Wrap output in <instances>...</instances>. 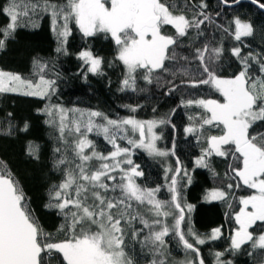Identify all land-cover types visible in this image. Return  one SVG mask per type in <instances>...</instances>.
I'll list each match as a JSON object with an SVG mask.
<instances>
[{
	"label": "snow or ice",
	"instance_id": "6c2138e0",
	"mask_svg": "<svg viewBox=\"0 0 264 264\" xmlns=\"http://www.w3.org/2000/svg\"><path fill=\"white\" fill-rule=\"evenodd\" d=\"M106 2L107 0H65V3L57 4L52 0H5L0 6V14L7 16L9 23L0 27V36L3 37L0 38V49L5 47L6 40L12 38L15 30L21 26L22 18H28L30 13H50L52 28L58 40H66L70 34V21H74L84 37L98 32L110 34L117 46L116 59L127 69L121 90L129 87L134 90V73L142 70L145 73L144 80L151 83L153 73L156 70L163 71L165 62L175 59L174 52L171 56L168 54L170 47L175 48L179 39L185 37L190 29H195L197 36H202L201 26L206 21L213 20L210 15L205 14V0L191 6V19L184 14H174L161 0H111L110 7H106ZM221 2L227 7L232 6L229 0ZM239 2L240 0H234L236 4ZM249 2L264 11V2L261 0ZM216 15L218 17L220 13ZM60 20H63L62 31L59 30ZM164 26H171L175 30L174 35L164 34ZM231 26H234V31ZM231 26L217 27L231 35L236 42L253 35L251 23L244 22L239 17L233 18ZM56 51L59 53L64 49L60 46ZM223 51L222 44L210 47L205 43L203 47L193 49L191 60L184 57L189 63H196V70L201 73L200 78L188 81L189 86L211 85L223 98V102L215 99L182 101L185 106L195 104L205 110V115L200 118L201 129L204 125H222L223 134L206 139L207 147L201 150L195 166L210 168L209 157H225L229 154L234 160L240 161L239 167L230 165L232 179L238 182L235 185L229 182L226 187L213 189L206 193L205 198L209 201H226L230 191L241 185L253 190L251 195L240 198L242 206L234 217L238 227L230 235L227 251L234 252L248 242L252 243L253 249H264V233L254 236L249 231L257 221H264V134L252 136L249 133L256 121L264 120V55L253 54L251 51L245 55L240 46L233 47L230 50L231 56L239 61L241 70L230 78H222L211 69L210 64L218 62ZM78 58L84 62L83 67L87 68L88 73H100L102 58L94 56L90 50L81 51ZM253 64L258 65L259 75H250ZM34 66L40 73L46 68V65L35 61ZM86 75L85 73V77ZM184 75L187 76V71ZM55 84V80L45 79L43 74L39 75L38 80H33L18 73L0 70V94L19 93L47 98L56 91ZM42 111L49 116L59 115L61 140H64L66 131H74L76 134L75 141L68 145L71 159L60 148L54 149V153H59L60 158L53 161V168L67 167H64L61 182L50 187L49 203L45 205L46 208L58 209L59 214L64 217L65 223L60 230L64 231L65 238L60 242H48L52 239L51 234H45L36 223L18 181L13 178L4 162L0 161V264H44L45 255L51 258L53 252L62 254L64 264H134L124 249L129 230L133 238L142 234V229L137 231L134 228L137 221L143 228L149 229L142 244L151 245L158 256H166L165 237L172 234L186 254H192L191 260L181 261L179 264H204L198 246L205 244L206 239L218 238L221 229L214 228L210 236L203 238L194 231L190 223L187 232L182 229V224L187 219L185 208L189 211L192 208L191 205L181 203V180L187 179L191 183V176L182 162L177 159L174 169L169 167L165 170L170 199L160 200L157 198V193L161 191L159 186L146 189L136 183L135 178L143 173L139 171V165H134L130 158V149L117 143L118 139L127 138L130 126L133 133H139L138 141L128 140L132 148H142L150 156L174 155V152L162 151L156 147V141L160 137L153 130L159 124L166 123L165 119L139 121L129 117L114 120L97 111L85 114L79 109H64L59 105H46ZM69 112L80 113L78 119H73L71 128L66 123ZM11 115H7L9 121ZM96 118H101L103 123ZM27 127L25 124L24 130ZM184 131L193 133L197 129L188 126ZM90 133L103 135L113 150L107 155L97 151L94 141L89 138ZM232 145V152L224 147L230 148ZM28 155L39 158L36 147L32 144L28 146ZM92 162L97 165L94 170ZM117 191L118 196L115 195ZM109 192L113 195L109 196ZM133 201L138 206L147 207L150 219L139 211L132 214ZM249 207L251 211L248 210ZM169 217L174 221L171 226L166 222ZM157 227L160 230L153 231ZM223 255L221 252L215 253V264H231L230 261L221 259ZM152 264H166V259H154Z\"/></svg>",
	"mask_w": 264,
	"mask_h": 264
},
{
	"label": "trees",
	"instance_id": "16d2710c",
	"mask_svg": "<svg viewBox=\"0 0 264 264\" xmlns=\"http://www.w3.org/2000/svg\"><path fill=\"white\" fill-rule=\"evenodd\" d=\"M53 3L63 4L65 0H52ZM174 14H184L191 19L192 5L199 4L200 0H161ZM234 0H229L233 3ZM264 2V0H261ZM5 0H0V6ZM206 15H210L212 22L206 21L201 26L202 36H197L195 29H190L185 37L179 39L175 48L170 47L169 56L175 53V59L165 62L163 71L156 70L152 75V82L144 80V72L138 70L133 74L135 80L134 90L129 87L121 90L122 81L126 78L125 66L117 57V46L110 34L97 33L90 37H84L75 25L69 22L70 34L64 40H58L53 31L50 13H30L28 18L20 20L12 38L6 40L5 47L0 49V70L18 73L22 77L38 80L43 74L45 79L56 81V91L47 98L26 96L19 93L0 94V161L10 169L13 178L18 181L23 190L27 205L33 218L45 234H51L48 242H60L65 238L64 231L60 230L65 223L64 217L56 208H46L49 203L48 191L53 184H59L63 179V166L61 169L53 168V161L60 158L59 153H54L55 148H60L62 153H67L71 159V150L68 145L75 141L74 131H66L64 140L60 139L59 115L49 116L42 111L46 105H59L64 109H79L85 114L97 111L104 116L119 120L135 118L138 120H161L167 122L159 124L156 132L160 139L157 140V148L162 151L174 152L167 157L150 156L141 148H132L128 139H118L121 147L130 149L134 165H139L142 176L136 177V183L142 188L152 189L160 187L157 193L160 200H169L165 180V170L175 168L176 161L182 162L183 167L191 176V183L187 179L181 180V203L191 205V211L185 208L186 221L182 229L187 232L189 223L194 231L206 237L211 235V230L220 228L221 234L216 239H206V243L199 245L201 258L204 264H215V253L221 252L224 261L231 264H264V249H253L248 242L240 249L227 251L230 246V235L238 227L235 222V214L239 211L240 198L250 195L253 190L241 185L233 188L226 201H205L207 191L226 187L231 182L235 185L238 181L232 179L230 165L239 167L240 161L234 160L231 154L225 157H209L210 168L195 166V160L201 155V150L207 147L206 139L210 136L222 135V125H204L201 129V116L205 110L195 104L185 106L182 101L215 99L223 102L222 96L211 85H199L190 87L188 81L200 78L196 63H189L191 52L194 48L203 47L208 43L210 47H218L222 44L223 54L216 62L214 72L222 78H230L241 70L239 61L231 56L230 50L240 46L246 55L248 52L264 55V13L249 1L239 2L233 7H225L220 0H205ZM109 6L108 1L106 7ZM199 11V9H196ZM217 13L220 15L217 17ZM234 17L251 23L253 35L244 37L236 42L231 35L222 31L219 26L229 28ZM9 23L4 14H0V27ZM59 30L62 29L63 20L58 22ZM234 31V26H231ZM163 33L174 35L175 30L171 26H164ZM0 38H3L0 36ZM62 46L64 51L57 52V47ZM83 50H90L94 56L102 58L99 74L87 72L83 67L84 62L78 58ZM34 61L46 65L43 73L34 66ZM187 71V76L184 72ZM85 73L87 74L85 77ZM175 74V75H174ZM250 75H259L258 65H252ZM204 78H207L206 76ZM169 89H173L169 91ZM135 111H131V109ZM11 113V120L7 119ZM80 113L69 112L66 123L72 127L73 119H78ZM210 116V113H207ZM189 117L193 119L190 120ZM87 115H85V120ZM103 123L101 118H96ZM46 121H49L46 123ZM54 121V122H53ZM9 124L11 128L9 129ZM28 127L24 130V125ZM193 126L197 131L185 133L184 129ZM10 131V134H7ZM252 136L264 134V120L256 121L249 129ZM96 145L97 151L107 155L113 150L112 145L104 140L103 135L88 134ZM36 147L38 159L28 155V146ZM229 152L234 151V145L230 148L224 146ZM87 151V150H86ZM238 156V154H237ZM93 170L97 166L92 162ZM168 167V168H167ZM109 196L113 193L109 192ZM119 195V191L115 193ZM54 203V201H53ZM139 211L145 218L150 219V213L146 206H138L132 202V214ZM169 226L174 222L172 217L167 218ZM137 231L142 229L138 238L131 236L128 231L125 239V252L134 264H152L154 259H166V264H179L181 261L192 259V254L185 252L177 242V238L170 234L165 237L164 251L166 256H158L152 250L151 245H143L142 242L149 234V229L137 221L134 224ZM157 227L153 231H159ZM250 232L254 236L264 233V221L253 224ZM44 241L42 240V243ZM44 264H64L62 254L53 252L52 257H44Z\"/></svg>",
	"mask_w": 264,
	"mask_h": 264
},
{
	"label": "rangeland",
	"instance_id": "374dc122",
	"mask_svg": "<svg viewBox=\"0 0 264 264\" xmlns=\"http://www.w3.org/2000/svg\"><path fill=\"white\" fill-rule=\"evenodd\" d=\"M108 1V3H109V6L108 7H110L111 6V0H107ZM215 64H216V62L215 63H212V64H210V67H211V69L212 70H214V68H215ZM126 69V68H125ZM126 72H127V69H126ZM133 119H135V118H133ZM135 120H138V119H135ZM139 121H143V120H139ZM146 121H149V120H146ZM154 132H155V134L158 136V134H157V132H156V128L153 130ZM159 137V136H158ZM127 139L129 140V139H133V140H139V133L138 132H136V133H133L132 131H131V127L130 126H128V133H127ZM156 147H157V141H156ZM142 149V148H141ZM144 150V149H143ZM145 151V150H144ZM146 152V151H145ZM168 168V167H167ZM209 191H211V190H209ZM209 191H207V192H209ZM206 192V193H207ZM252 194V193H251ZM250 194V195H251ZM205 196H206V194L204 195V200L205 201H209V200H207L206 198H205ZM242 206V205H241ZM240 210V209H239ZM249 211H251V208L249 207V209H248ZM239 212V211H238ZM237 212V213H238Z\"/></svg>",
	"mask_w": 264,
	"mask_h": 264
},
{
	"label": "water",
	"instance_id": "95a60500",
	"mask_svg": "<svg viewBox=\"0 0 264 264\" xmlns=\"http://www.w3.org/2000/svg\"><path fill=\"white\" fill-rule=\"evenodd\" d=\"M221 1V0H220ZM242 1H249V0H240V2H242ZM223 4V3H222ZM229 4H231L232 6L231 7H233V6H235V5H237L236 3H229ZM224 5V4H223ZM225 6V5H224ZM225 7H227V6H225ZM262 13H264V11H262Z\"/></svg>",
	"mask_w": 264,
	"mask_h": 264
}]
</instances>
